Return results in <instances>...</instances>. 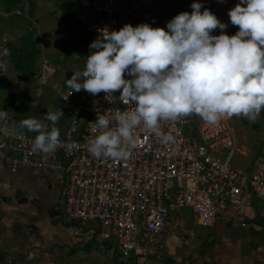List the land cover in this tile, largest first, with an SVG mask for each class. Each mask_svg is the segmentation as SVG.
Masks as SVG:
<instances>
[{
    "label": "built area",
    "instance_id": "obj_1",
    "mask_svg": "<svg viewBox=\"0 0 264 264\" xmlns=\"http://www.w3.org/2000/svg\"><path fill=\"white\" fill-rule=\"evenodd\" d=\"M91 5L96 15L93 28L98 35L101 27L118 30L128 22L166 27L161 6L150 0H91ZM8 54V48L0 50V79ZM53 72L50 61L44 59L40 80L47 82ZM81 100L82 104L73 110L69 128L60 135L62 145L54 153L33 152L34 135L26 133L20 138L13 131L16 126L8 110L7 119L0 121V160L13 170L21 166L62 168L60 155L69 160L62 188L67 221L98 222V240H114L113 248L126 259H162L161 236L170 215L187 206L207 228L215 225L219 213L231 207L241 226L249 225L254 196L264 198V156L255 161L251 174L230 163L236 137L227 124L228 117L202 127H196L193 114L163 122L162 127L171 129L175 136V141L167 144L140 128L136 133L138 144L127 157L97 158L87 147L88 138L95 135L92 121L97 118V110L127 105L119 97V90L85 93ZM255 252L264 264V241Z\"/></svg>",
    "mask_w": 264,
    "mask_h": 264
},
{
    "label": "clouds",
    "instance_id": "obj_2",
    "mask_svg": "<svg viewBox=\"0 0 264 264\" xmlns=\"http://www.w3.org/2000/svg\"><path fill=\"white\" fill-rule=\"evenodd\" d=\"M191 7V12L175 14L166 27L128 22L118 30L98 29L85 67L66 83L93 95L119 90L127 107L97 110L95 135L87 141L93 156L127 157L138 144L140 128L167 144L175 136L163 122L191 114L209 123L232 115L255 120L264 108V0H238L228 9L231 23L239 26L232 34L223 31L228 24L214 11L202 9V0H192ZM7 117V109L0 107V121ZM61 117V108L29 115L13 131L22 139L26 132L35 133L33 152L54 153L63 143Z\"/></svg>",
    "mask_w": 264,
    "mask_h": 264
},
{
    "label": "crops",
    "instance_id": "obj_3",
    "mask_svg": "<svg viewBox=\"0 0 264 264\" xmlns=\"http://www.w3.org/2000/svg\"><path fill=\"white\" fill-rule=\"evenodd\" d=\"M150 1H152L153 5L160 6L157 0ZM206 1L202 0V7H207L214 0H210L212 3ZM35 2L37 5L32 19L33 26H29L21 17L17 16L15 18L17 23H13L15 26L14 31L8 33L1 29L0 46L3 49L7 48V41H18L20 36L30 28L35 27L34 19L37 14L44 16L43 20H46L45 24L47 23V27L51 24L52 29L49 33L54 34L56 42L53 43L50 41L51 38L43 36L38 38L37 32H35V39L41 47V52L37 57L38 72L34 76L18 78L14 70L10 71L13 68L8 56H4L6 62L4 75L7 78L0 79V107L10 112L15 126H17L19 119L23 117L29 115L43 116L49 110L61 108L63 109L64 117L60 118L58 126L61 130L60 135H63L72 122L73 110L82 104V95L85 93L93 95L85 89L73 91L67 85L66 80L73 72L82 70L85 67L86 55L92 51L89 48V44L99 36L98 34L96 36H89L83 30L73 29V26L67 20L68 10L74 12L75 18L80 23L91 14H95V12L92 8L91 0H66V9L61 5V0H35ZM219 4L216 5L219 13L218 17L227 22L228 26L223 31L229 33L232 26L229 14L222 12ZM54 10L55 12L58 10V13H54ZM8 18L12 20V17H9V15ZM60 19H62L64 27L67 28L65 35L70 37H66L70 40L69 43L66 40L63 41V37L58 36L55 30L53 31V23ZM165 19L168 21L171 18L165 16ZM22 26H26V30L21 31L20 28ZM90 28H93V24L90 25ZM214 30L217 32L221 31L219 28ZM57 41L59 44L62 41L64 46L62 44L57 46ZM47 53L51 56H48ZM44 59L49 60L54 68V72L47 82H43L39 78V69ZM226 117H228L227 124L232 128L236 137L235 129L229 122L231 116L223 118ZM193 121L196 127H202L207 123L198 114H193ZM256 121V124H254L255 128H262L263 126L264 129V114L262 109L260 118H256ZM26 133L35 135L32 132ZM262 134H264V131ZM261 141L262 144L258 150L262 152V155L259 157L264 156V142L262 138ZM237 150L243 155L245 154L244 150L239 149L238 138L236 137L235 152ZM235 152L230 163L235 156ZM59 160L63 164L62 168L21 166L16 170H13L8 164L0 160V264H61V256L70 249L75 251L79 249L82 252L81 264L204 263V260L201 259L202 254L191 255L192 249L195 247L192 245V241H199L201 239L197 237L196 232L186 227L189 219L186 218L187 214L180 212V210L171 213L170 222L161 236V252L164 259H157L156 257H130L124 261L113 248V242H100L98 240L97 234L101 229L98 222H81V224L75 225L71 221H67L63 213L64 198L62 188L67 179L66 167L69 164V160L62 155H60ZM255 161L251 168L242 165L235 167L242 168L251 174L254 170ZM263 208L264 198L255 195L252 217L258 216L263 218ZM216 221L220 222L219 225L217 223V235L221 233L224 236V238L222 237L224 244L232 243L240 247L241 238L246 228L250 230L248 249L252 248L251 245L257 246L260 242L264 241L263 238L256 243L254 242L258 239L257 234L260 231L264 235V226L256 224L253 226L248 225L247 227L241 226L237 220L236 210L233 207L227 212L219 213ZM197 223L200 224L198 218ZM179 227L186 229L180 231L178 230ZM185 231L189 233L185 234ZM209 232L210 228L204 233L203 237ZM211 238L213 237L210 236L208 240ZM253 248L255 249L256 247ZM245 252V255H242V257H248L247 249ZM74 253L76 252L69 254L72 255ZM256 259L259 262L258 264H262L257 256ZM249 264L256 263L251 261Z\"/></svg>",
    "mask_w": 264,
    "mask_h": 264
},
{
    "label": "rangeland",
    "instance_id": "obj_4",
    "mask_svg": "<svg viewBox=\"0 0 264 264\" xmlns=\"http://www.w3.org/2000/svg\"><path fill=\"white\" fill-rule=\"evenodd\" d=\"M46 1V0H44ZM211 2L210 0H207L206 2ZM208 2V3H209ZM220 3V4H219ZM237 3V0H225V5H224V0H214L213 4L215 5V8L217 10L216 5L219 4V8L222 12H225L226 14H229L228 8L233 7ZM226 6V7H224ZM203 9V7H202ZM54 13H58V10H54ZM8 13L5 12L3 5L0 4V28L3 31H7L8 33L11 31H14L13 29L15 26L13 23H17L15 20V16L12 17V20L8 18ZM94 18L95 14H91L88 18H86L83 22H81L80 29L83 30L84 33H86L89 36H96L97 32L94 28H90V25L94 24ZM14 19V20H13ZM44 16L42 14H37V16L34 19V25L36 27V34L37 37H47L51 38V42L55 43V36L51 32V24L48 25L47 23L45 24L46 20H43ZM13 22H11V21ZM54 28L53 31L55 30L58 36L63 37V41L66 40V42H70L67 38L68 35H65V31H67L66 27H64L62 19H60L57 22L53 23ZM26 26L20 28V30H26ZM59 28V31H58ZM58 31V32H57ZM52 35V37H51ZM67 37V38H66ZM60 41V40H59ZM62 42V41H61ZM57 46H60L61 44L56 43ZM2 49V46H0V50ZM48 56H51L49 53H47ZM13 69H10V71ZM257 118H260V113ZM263 121V120H262ZM229 122L233 125L235 129V134L236 137L238 138V147L241 150L245 151V154L243 155L240 153L239 150L235 152V156L231 161V164L233 166H248V168H251L253 165V162L259 158V156L262 155V152L258 150L259 146L262 144L261 138H262V132L264 131L263 126L262 128H255L254 124H256V119L255 120H250L246 116L243 115H232L230 117ZM241 124V125H240ZM261 125V124H260ZM259 127V126H258ZM243 129H245L243 131ZM226 153V152H225ZM246 155V156H245ZM249 155V156H247ZM248 161V162H247ZM264 211V208L262 209ZM180 212H184L187 214V219H189L188 225L186 227L192 229L194 232L197 233V237L200 238L201 240H194L192 241V245H194V249H192L191 255H200L202 254V260H204L203 264H249L251 261H254L256 264H258V260L256 259V255H254L255 249L249 248V241H250V230L248 228L245 229L244 235H242V241L240 247H237L236 244L232 243H225L222 240V237L224 236L220 233L217 235V223L219 225V221L215 220V225L210 228V232L203 237L204 233L208 231V228L200 225L197 223V215L193 211V209L190 206L182 208ZM264 218V217H263ZM184 227V226H183ZM186 228L179 227L178 230L183 231ZM214 236H213V235ZM258 239L253 240L255 243L257 241H260L264 238L263 232L260 231L258 234ZM213 237L210 240H208L209 237ZM227 237V235H225ZM113 243H115L114 240H112ZM247 249V255L248 257H242V255H245V251ZM74 254H69L73 253ZM231 253V254H229ZM61 264H81V259L83 257V254L79 249L77 251L75 250H69L67 253H63L61 256ZM234 261V262H233Z\"/></svg>",
    "mask_w": 264,
    "mask_h": 264
},
{
    "label": "trees",
    "instance_id": "obj_5",
    "mask_svg": "<svg viewBox=\"0 0 264 264\" xmlns=\"http://www.w3.org/2000/svg\"><path fill=\"white\" fill-rule=\"evenodd\" d=\"M61 5L66 9V0H61ZM158 4L163 10V14L172 18L179 11L187 10L191 12L193 9L191 7L192 0H157ZM0 4L3 5L6 13L9 17H21L29 26H33V16L36 10L35 0H0ZM208 8L214 11L217 16L219 15L214 4H208ZM68 9V8H67ZM67 20L69 24L73 26V29H80L81 23L74 16V12L68 10ZM238 25L232 24L229 30V34L234 33L238 30ZM81 30V29H80ZM36 28H30L22 36H20L18 41L9 40L6 42L7 48L9 50L8 58L13 70L16 72L18 78H26L34 76L38 72L37 57L41 52V47L38 41L35 39ZM1 34V28H0ZM62 46L63 42H61ZM2 79L7 78L6 75L1 76ZM264 114V108H262ZM72 224H81L80 221H71ZM261 225L264 226V218L255 217L249 221L250 225ZM251 247H257L254 244ZM256 249V248H255ZM254 255L256 252L254 251Z\"/></svg>",
    "mask_w": 264,
    "mask_h": 264
},
{
    "label": "flooded vegetation",
    "instance_id": "obj_6",
    "mask_svg": "<svg viewBox=\"0 0 264 264\" xmlns=\"http://www.w3.org/2000/svg\"><path fill=\"white\" fill-rule=\"evenodd\" d=\"M162 259H164V256H163V258H162ZM122 260L126 261V260H128V259H126V258H122Z\"/></svg>",
    "mask_w": 264,
    "mask_h": 264
}]
</instances>
